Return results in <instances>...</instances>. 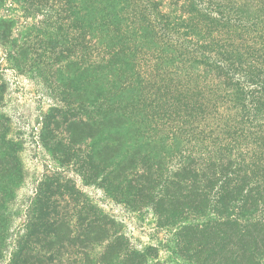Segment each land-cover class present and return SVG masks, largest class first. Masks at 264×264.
I'll return each mask as SVG.
<instances>
[{
    "label": "rangeland",
    "instance_id": "1",
    "mask_svg": "<svg viewBox=\"0 0 264 264\" xmlns=\"http://www.w3.org/2000/svg\"><path fill=\"white\" fill-rule=\"evenodd\" d=\"M245 32L204 0H0V264H264L262 203L190 212L204 175L264 177V121L228 134L249 97L209 58Z\"/></svg>",
    "mask_w": 264,
    "mask_h": 264
},
{
    "label": "trees",
    "instance_id": "2",
    "mask_svg": "<svg viewBox=\"0 0 264 264\" xmlns=\"http://www.w3.org/2000/svg\"><path fill=\"white\" fill-rule=\"evenodd\" d=\"M204 1L214 21L222 20L232 25L238 24L244 27L246 34H251L253 36L250 44L242 45L237 49L226 47V49L215 51V53L211 54L209 57L213 65H215L217 69H220L224 75L229 77L236 86L242 87L249 97V110L243 118L240 119L241 123L235 120L237 124H231L227 127L229 129L235 128V131L227 132L230 135H234L237 140L245 135V130H248V126H251L254 121L259 119L264 121V119L260 118V116H264V112L262 111L264 110L262 109L264 103V0L252 2L255 3L256 9H258L254 10L255 14H249L242 9V7L247 6L246 0ZM235 121L232 122L234 123ZM258 127L259 133H255L257 137H254V142L259 141L261 144L252 147V152H250V154L256 161V164L258 163L264 167V124ZM230 173H232V171H227L225 175L222 176L228 179L227 174ZM204 176L205 179L201 182L202 187L199 189L198 193L200 197H204V200H202L200 205L194 210L190 209L193 218L192 227L198 228L201 226L202 229H204V227H209L212 223L219 222L216 215L220 217L223 209L225 214H228L229 217L231 214L235 215V211L230 212L229 210H234L236 208L235 205L232 204L234 200L239 202V208L244 214L248 212V207L256 208L259 203L264 205V177H256L254 180L246 183L245 179H243V181L237 179H219L216 181L214 174ZM219 184L230 185L228 191L231 195L228 201L221 200L220 192L222 191L225 197L227 189L223 186L224 188L222 187L220 191H218L217 186ZM256 192H258L259 195H257ZM234 195L237 196V198L233 199ZM205 200L211 202V205H209V203L204 205ZM155 211L157 212L156 208ZM175 214L176 212L173 215ZM261 221H263V218ZM168 224H171V227H175L178 230L176 233L177 236H179L180 229H178V227L181 226L180 223L173 218ZM130 249L133 251L134 256L140 260H147L152 252L149 247H144L143 249L130 247ZM190 264L201 263L195 261Z\"/></svg>",
    "mask_w": 264,
    "mask_h": 264
}]
</instances>
